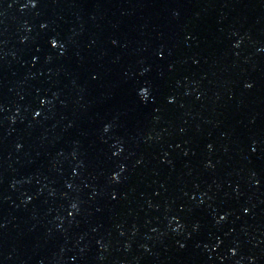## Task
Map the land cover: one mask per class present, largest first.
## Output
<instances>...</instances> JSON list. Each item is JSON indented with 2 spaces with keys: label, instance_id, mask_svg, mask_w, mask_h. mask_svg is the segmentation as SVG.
I'll list each match as a JSON object with an SVG mask.
<instances>
[{
  "label": "snow or ice",
  "instance_id": "6c2138e0",
  "mask_svg": "<svg viewBox=\"0 0 264 264\" xmlns=\"http://www.w3.org/2000/svg\"><path fill=\"white\" fill-rule=\"evenodd\" d=\"M31 6H32V7H36L37 5H36L35 2H33ZM51 46H52L53 48H56V47H57V42H56V41H52V42H51ZM249 87H251V85H249ZM139 95H140L141 97H147V96L149 95V92H148V90H146V89H145V90H141V91L139 92ZM36 115L39 116L40 113H36ZM254 151H255V150H254ZM116 179L119 180V176H117ZM114 198H115V197H114ZM221 219H224V217H221ZM233 255H235V253H233Z\"/></svg>",
  "mask_w": 264,
  "mask_h": 264
},
{
  "label": "water",
  "instance_id": "95a60500",
  "mask_svg": "<svg viewBox=\"0 0 264 264\" xmlns=\"http://www.w3.org/2000/svg\"><path fill=\"white\" fill-rule=\"evenodd\" d=\"M12 0H0V10L3 9Z\"/></svg>",
  "mask_w": 264,
  "mask_h": 264
}]
</instances>
